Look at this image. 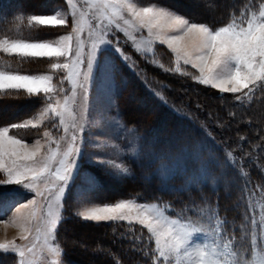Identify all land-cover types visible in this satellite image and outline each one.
<instances>
[{
  "label": "snow or ice",
  "instance_id": "obj_1",
  "mask_svg": "<svg viewBox=\"0 0 264 264\" xmlns=\"http://www.w3.org/2000/svg\"><path fill=\"white\" fill-rule=\"evenodd\" d=\"M85 5L79 12L77 19L74 0H65V7L54 10L53 14H32L28 17V23L39 26H68L70 15L72 28L69 34L61 35L55 41L26 40L22 38L0 39V52L19 58H64V62H52V70H66V75L61 78L72 84L71 97L65 95L63 103L60 100L53 101L52 94L57 91L53 83V75L50 74H21L0 68V94L9 91H23L28 96L43 94V106L38 114L22 123H12L8 126H0V173L4 179H0V185H18L30 193L33 198L27 202L20 201L14 194L0 193V222L11 223L19 228V240L27 242L30 237L34 241L30 246L26 243L18 244L16 240L0 241V252L13 253L18 257L14 264H41L42 259L47 264H62V246L57 239V227L63 222V203L66 194L71 191L72 185L77 179L88 185L79 194L83 209L76 215L84 221L92 222H126L129 226L139 224L147 230L148 239L142 251L149 264H249L245 257L233 250V236L226 219H221L215 210L202 209L198 214L195 211L198 205L191 201L193 215L199 219L193 221L191 216L182 218V213L172 215L171 203H140L138 198H124L116 202L104 203L102 206H88V192L95 185L92 177H84L80 174L79 159L83 143L80 133L85 130L84 124L75 123V115L69 107V101L75 102L76 88H85V84L78 83L83 75L84 81L94 79L97 71L115 83V69L105 62L104 54L107 48L113 47V41L109 39L110 30L114 26L116 30L125 33L135 41L136 37L129 33V29L135 32L147 31L148 45L159 43L166 45L175 54L177 67L175 71L181 74L179 64L190 65L197 70L199 75L192 78L198 83L218 89L221 93H243L247 96L256 88H264V2L257 7L254 0L244 5L243 9L229 13L228 22L221 26L213 27L203 22H195L183 15L164 6H138L133 0H83ZM256 9V10H253ZM89 14H91L89 16ZM89 18V38L91 46L85 60L84 42L80 33L83 31V22ZM18 19H23L19 17ZM92 21H95L94 23ZM105 21L107 22L105 24ZM76 48H73V41ZM114 50L122 54V50L116 42ZM148 51H152L151 48ZM126 59V58H125ZM237 100L241 97L237 96ZM110 108L114 113L107 120L110 127L121 130L120 138L124 145H108L120 153V156L137 155L142 151L140 143L142 137L136 134V144L133 145L123 136V132L132 133L134 130L125 126L120 118L115 101L112 100ZM58 118L59 125L63 126L65 135L69 127L79 129L74 131L68 141L67 149L61 152L60 140L47 139V151L45 144L40 139L29 144L24 139L10 134L13 129L39 127L46 117ZM108 113L102 114L101 119H107ZM66 117L72 119L69 125ZM55 127V125H54ZM45 138H50V132H43ZM56 147L53 148L52 145ZM95 147L104 151L103 141ZM136 148V152L131 151ZM232 165V153H226ZM91 163L101 167H109L113 171L110 174L128 176L129 168L121 160L117 163L113 159L97 160L89 157ZM161 169L167 170L166 165L171 163L168 157L157 159ZM209 161H203L197 157V164L207 168ZM55 165V166H54ZM244 175L243 172L240 173ZM43 182L45 191L40 190ZM247 186V185H246ZM195 187V184L192 185ZM185 191L190 192L191 188ZM37 197L46 203L37 206ZM153 199H156L155 197ZM31 211L24 213L23 209ZM15 209V214L10 220L5 219L8 213ZM43 220V231L39 222ZM255 221H253V243L255 244ZM261 234L264 235V224L260 225ZM35 233V235H33ZM43 235V245L37 255V243ZM203 237V239H201ZM137 241L141 238L137 237ZM154 243V248L148 247ZM32 255V259L28 256ZM253 264H264V255H253Z\"/></svg>",
  "mask_w": 264,
  "mask_h": 264
},
{
  "label": "trees",
  "instance_id": "obj_2",
  "mask_svg": "<svg viewBox=\"0 0 264 264\" xmlns=\"http://www.w3.org/2000/svg\"><path fill=\"white\" fill-rule=\"evenodd\" d=\"M137 2L164 6L192 21L217 27L228 22L231 11L242 10L250 0ZM254 2L258 7L264 0ZM62 4L63 0H0V39H48L45 37L48 34L38 33L39 29L53 32L54 37L66 33L68 27L23 26L30 15L50 14ZM161 48L155 47V57L161 51L169 55ZM125 52L138 71L130 72L119 64L124 84L116 96V103L125 126L134 128L142 137L141 157L129 165L131 176L119 180L91 167L97 185L89 194L92 193L99 203L124 198L171 203L172 215L182 213V218L191 216L192 220L199 219L190 210L191 201H194L198 205L197 214L202 209H215L227 220L230 234L239 240L248 232L256 205L261 204L264 211V88L248 97V102L237 100L239 94L212 93L186 75L153 71L146 58L129 47H125ZM52 61L49 58L2 56L0 53V68L21 74H41ZM9 66L12 68L7 69ZM151 74L170 89L157 91L155 86V90L151 89L148 86ZM115 79L119 81L117 75ZM39 101L42 102L40 95L28 96L23 91L0 94V109L7 108L0 114V126L31 118ZM10 133L27 139L21 130L13 129ZM228 152L232 153L234 166L226 155ZM198 156L210 162L207 168L198 166ZM160 157L171 160L166 165L167 177L161 189L156 176L161 170L157 163ZM186 188L191 191H185ZM63 217L57 228V239L67 264H149L142 251L149 235L144 228L124 222L84 221L66 209ZM137 237L141 239L137 241ZM148 247L154 248V245ZM14 262V255L0 252V264Z\"/></svg>",
  "mask_w": 264,
  "mask_h": 264
},
{
  "label": "rangeland",
  "instance_id": "obj_3",
  "mask_svg": "<svg viewBox=\"0 0 264 264\" xmlns=\"http://www.w3.org/2000/svg\"><path fill=\"white\" fill-rule=\"evenodd\" d=\"M210 1H215V0H210ZM133 2L137 3L138 6H151L152 5L149 3H140V2H137V0H133ZM74 4L76 5L77 19H79V12L82 8L85 7V5L83 4V0H74ZM64 7H65V0H63V4L61 6L55 8L54 10L61 9ZM54 10L50 14H53ZM253 10H256V9H253ZM90 15L91 14H89V16ZM68 19H69L68 26H59V27H68L66 33L62 35L69 34L71 32L72 18L70 15L68 16ZM92 22L94 23L95 21H92ZM88 23H89V18L86 17L82 25L83 31L82 33H80L81 39L84 42L85 60L87 58V53L92 43V39H94V37L92 39L89 38ZM106 23L107 22L105 21V24ZM23 26L31 27V26H39V25H35L34 23L30 25L28 23V18H27L24 21ZM41 27H51V26H41ZM128 31L131 35H134L136 37L135 41L131 40L129 36L125 35V33L116 30L115 27L113 26L112 29L110 30V35L108 37L109 39L113 41V47L107 48L104 54L105 62L115 69V76L116 75L118 76L119 83L116 81V79H115V83H113L111 79H109L107 76H105L99 71L95 73L94 79L87 81V82L84 81L83 75H81L79 77L78 83L85 84V88L82 89L79 86H77L75 102L73 103L72 100L69 101V107L72 109L75 115V123L77 125L84 124V127H85L84 132L80 133V136H82L83 138V143L80 144L78 140V145L81 147V152H82L81 157L79 159L80 174L81 176H84V177L94 178L95 185L92 188V190L96 187L97 181L93 175L91 167L97 168L99 172H104L105 175L107 176L109 175L110 177L118 179V180L123 179L124 177H129L131 175L120 176V175L110 174L113 171L111 168L107 166L101 167L99 164L91 163V161L89 160L90 156L94 157L97 160L113 159V160H116L117 163H120L122 160L124 162V165L127 168H129L131 174H132V169L130 168L129 165L136 163L141 157V152H138L137 155L135 156L125 155L121 157L120 153L117 152L114 148L108 147V145H113V144L123 146L125 143L124 140L120 138L121 130L115 127H110L109 124L107 123V120H110L111 115L114 114L110 108V103L112 100H114L115 105L117 107L116 96L120 91V87L124 84V77L121 76V72L119 70V64H122L130 72L138 71V69L136 68V64L132 61L131 57L125 52V47H129L135 54H138L142 58H146L148 65L153 68L151 69L153 71L154 69H156L161 74L185 75V74L177 73L175 71L177 67L175 54L172 53L169 49H167L166 45H161L158 42L153 45H148L146 43V40L149 39V37L147 35L146 30L135 32L132 29H129ZM38 33L42 36H45L43 34H48L45 37H49V38L48 39L46 38L47 40L45 39L44 41H49V42L55 41L56 39L59 38V36H61L59 35L58 37H54L53 32H50V31L44 32L41 29L38 30ZM117 41H118V47L122 50V54L117 53L114 50L115 46H117L116 45ZM156 46H162L161 49H163L169 55H166L164 52L161 51L160 55L158 56L156 55L155 57V47ZM73 48L74 49L76 48L75 40L73 41ZM149 48H151L152 51H148ZM0 53L2 56L7 55L2 52ZM52 60H53L52 62H60V63L64 62V58H59V60L52 58ZM179 66L182 72H186L187 73L186 76H188V78L191 81L195 82V84H198L204 87L205 89L209 90L212 93H214L215 91H219L218 89H214L208 85L200 84L196 80H194L192 77L199 75V74L197 70L192 69L190 65H184L183 62L181 61ZM6 68L9 69L12 67L9 66ZM41 74H50V75H53L54 77L53 83L57 86V91L52 94L53 96L52 102H55V100L58 99L60 100L61 103H63V97L65 95H68L71 97L72 84L67 80H64L63 83L61 84V78L66 75V70H63V69L52 70L51 65H50L46 68V71ZM148 80H150L148 81L149 82L148 86L151 87V89L153 90H155L154 86L156 87L157 91L162 88H165L167 90L170 89L169 86L165 82L159 81V77H155L152 74ZM258 89L260 88H256L252 92H249L248 89H245L244 92L249 93L247 96H244L243 93H236V94L226 93V94L233 95V96H236L239 94L242 100H246V102H248L247 101L248 97H251L252 95H254ZM19 95H22V94L20 93ZM33 96H36V95H33ZM40 97L42 98V102L41 101L38 102L39 106L37 105L38 108L35 114L31 118L35 117L43 106V94H41ZM225 101H230V100H225ZM6 109L7 108L0 109V114L6 112ZM105 112L108 113L107 119H101L102 114ZM66 122L70 125L72 123V119L69 117H66ZM127 128L134 130V128H131V127H127ZM24 129L25 128L15 129V130L18 132H20L21 130V134L27 138L24 140L29 144L34 143L36 139H40L41 143L45 144V152L47 151V139L55 138L56 140H60V137L64 136L65 139L60 141V150L61 152H63L64 150L67 149L68 141L70 140L72 133L74 131L79 132L78 128L73 129L69 127V131L67 135H65L63 126L59 125L58 118H53L51 117V115H49V117H46L39 127L32 128L31 126H29L28 128H26V130ZM45 130H48L50 132V138H45L43 136V132ZM10 134H13V133H10ZM136 134L137 133L135 130L131 134L128 132L122 133V135L127 137L128 141H131L133 145L136 144ZM101 141H103L105 144L104 151H101L100 148L95 147V145ZM52 147L55 148L56 145L53 144ZM131 151L136 152V148L133 147ZM156 176H157L158 187L161 189L162 183L167 177L166 171L161 169L160 171L157 172ZM0 179H4L3 173H0ZM87 188H88V185L86 183L82 182L80 179L76 180V182L71 187V191L66 194L65 200L62 201L63 203L62 215H64V211L66 209L72 212L74 216H77L76 213L82 210L84 207V205L80 202L79 194L81 193V191ZM40 190L44 191L45 196H48L47 191H45V186L43 182H41L40 184ZM90 192L92 191L90 190L88 192V200H90L91 203L88 204V206H102L104 203H99V201L95 200L93 196L91 195L92 193L89 194ZM0 193L14 194L22 202H27L28 199H31L34 196V193H30L27 190L22 189L18 185H0ZM36 199H37V206H39L40 203H46V201L42 200V198L37 197ZM140 203H153V202L140 201ZM22 211L24 213H27L31 211V208L23 209ZM14 214H15V209H13L12 212L8 213V216L5 219L10 220ZM263 214H264V211L262 209V205L261 204H258V206L256 205V210H254V212L251 214L252 220H251V223L249 224V229H248V232H246V235L242 234L239 240H235L233 237V240H232L233 250L242 254L245 257V259L249 261V264H253L252 258L254 254L264 255V235L261 234V228H260V225L264 224ZM219 217L223 220V218L220 215ZM78 218L83 220V218L81 217H78ZM196 220L197 218L193 219V221H196ZM253 221H255V224H256L255 244L253 243ZM95 223H98V222H95ZM99 223H107V222H99ZM136 225L140 226L139 224H136ZM39 226L41 227L43 231V228H44L43 220L39 222ZM8 230L9 232H7ZM19 232H20L19 228L12 225L10 222L9 223L0 222V241L15 239L18 244L26 243L29 246L34 242L31 237L29 241L21 242L19 240ZM33 235H35V233H33ZM201 239H203V237H201ZM42 245H43V235H41L40 241L37 243V255H39V249L42 247ZM10 254L14 255L15 262H18V257H16L15 254L13 253H10ZM28 259H32V255H29ZM61 260H62V264H67V262L63 258V254H62ZM41 264H47V262L43 261L42 259Z\"/></svg>",
  "mask_w": 264,
  "mask_h": 264
},
{
  "label": "bare ground",
  "instance_id": "obj_4",
  "mask_svg": "<svg viewBox=\"0 0 264 264\" xmlns=\"http://www.w3.org/2000/svg\"><path fill=\"white\" fill-rule=\"evenodd\" d=\"M7 232H9V230Z\"/></svg>",
  "mask_w": 264,
  "mask_h": 264
}]
</instances>
